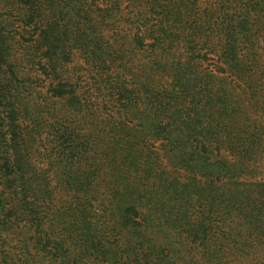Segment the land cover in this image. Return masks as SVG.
Listing matches in <instances>:
<instances>
[{
  "label": "trees",
  "instance_id": "16d2710c",
  "mask_svg": "<svg viewBox=\"0 0 264 264\" xmlns=\"http://www.w3.org/2000/svg\"><path fill=\"white\" fill-rule=\"evenodd\" d=\"M0 264H264V0H0Z\"/></svg>",
  "mask_w": 264,
  "mask_h": 264
},
{
  "label": "rangeland",
  "instance_id": "374dc122",
  "mask_svg": "<svg viewBox=\"0 0 264 264\" xmlns=\"http://www.w3.org/2000/svg\"><path fill=\"white\" fill-rule=\"evenodd\" d=\"M10 9L12 10V13L14 14V13H17L16 12V8L14 7V6H11L10 5ZM2 14V13H1ZM17 18V17H16ZM127 18V17H126ZM221 22H222V20H221ZM117 26H119V28H122L124 25H123V22H120V23H118L117 24ZM127 27H131V26H127ZM104 31H108V33H109V36H113V34H115V29H113V27H111V28H109L108 30H104ZM15 34V33H14ZM16 36V35H15ZM17 37V36H16ZM26 38L28 39V36H26ZM76 64V63H75ZM75 64H73L72 66L73 67H75ZM191 167H196V168H199V169H201L202 171L204 170V168L202 167V166H200V165H198V164H191L190 165Z\"/></svg>",
  "mask_w": 264,
  "mask_h": 264
}]
</instances>
